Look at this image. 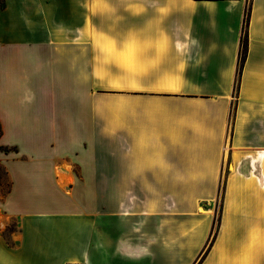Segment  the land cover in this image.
Listing matches in <instances>:
<instances>
[{"label":"crops","instance_id":"obj_1","mask_svg":"<svg viewBox=\"0 0 264 264\" xmlns=\"http://www.w3.org/2000/svg\"><path fill=\"white\" fill-rule=\"evenodd\" d=\"M0 126V264H195L222 181L202 264H264V0H0Z\"/></svg>","mask_w":264,"mask_h":264},{"label":"trees","instance_id":"obj_2","mask_svg":"<svg viewBox=\"0 0 264 264\" xmlns=\"http://www.w3.org/2000/svg\"><path fill=\"white\" fill-rule=\"evenodd\" d=\"M250 11L246 12L245 18H244V26H243V35L241 39V47H240V53H239V61H238V69H237V75H236V83L234 88V98L237 100L239 96L240 91V81L243 75L244 67L246 60L248 58V52H249V23H250ZM235 103L232 105V113H231V121L234 120L235 117ZM0 137H1V126H0ZM8 153V152H17V148H8V147H0V153ZM223 184V183H222ZM12 189V182L9 179L8 172L5 168V166L0 163V192L5 197L7 196ZM224 190V189H223ZM216 222L214 223V227L212 230V236L210 243L207 247L205 255L208 254V252L211 250L215 239H216V231L217 226ZM205 257V256H204ZM203 261V258L201 262ZM201 262L199 264H201Z\"/></svg>","mask_w":264,"mask_h":264},{"label":"rangeland","instance_id":"obj_3","mask_svg":"<svg viewBox=\"0 0 264 264\" xmlns=\"http://www.w3.org/2000/svg\"><path fill=\"white\" fill-rule=\"evenodd\" d=\"M252 7V6H251ZM223 183V184H222ZM225 188H226V182L225 181H222L221 184H220V189H219V194H218V198L216 199V201L214 202L213 206H212V209H213V213H214V220H213V223H212V228H211V231H210V235L208 237V240L204 246V248L202 249L199 257H198V260L196 261L195 264H199L203 258V261L201 262V264L204 262V260L207 258V256L210 254L212 248L214 247L215 243H216V239L218 237V234L220 232V228H221V223H222V214H223V206H224V198H225ZM224 189V190H223ZM205 207H211L210 205H207V206H204L202 211H203V214L206 215L205 213V210L206 208ZM216 222V226H217V231H216V239H215V242L211 248V250L208 252L207 255H205L206 253V250H207V247L210 243V240H211V234H212V230H213V227H214V223ZM48 222H43L44 225H47ZM50 224V223H49ZM50 230V231H49ZM49 230H45V228H43V232L41 231L40 235H43V241H46V242H50L48 245H46V247H48V249L50 250L53 245H54V237H57V234L55 232V229L54 228H51ZM190 232H186V231H182L181 232V235H188ZM184 237V236H183ZM62 246H65V244H63ZM56 248V247H55ZM185 249V248H184ZM181 250V249H180ZM186 250H189L186 248ZM170 252L169 253L170 255H175L177 252H178V249L176 247H172L170 248ZM113 253H112V250H108V256H112ZM205 256V257H204ZM100 264V263H99ZM138 264H153L152 261H150V263H147V262H140ZM157 264V263H156Z\"/></svg>","mask_w":264,"mask_h":264}]
</instances>
